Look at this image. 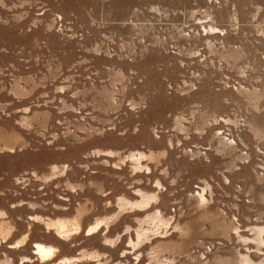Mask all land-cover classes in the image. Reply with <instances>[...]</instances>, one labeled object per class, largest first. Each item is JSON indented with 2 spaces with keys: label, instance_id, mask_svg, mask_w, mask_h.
Returning a JSON list of instances; mask_svg holds the SVG:
<instances>
[{
  "label": "rangeland",
  "instance_id": "rangeland-1",
  "mask_svg": "<svg viewBox=\"0 0 264 264\" xmlns=\"http://www.w3.org/2000/svg\"><path fill=\"white\" fill-rule=\"evenodd\" d=\"M51 242L264 264V0H0V264Z\"/></svg>",
  "mask_w": 264,
  "mask_h": 264
},
{
  "label": "bare ground",
  "instance_id": "bare-ground-1",
  "mask_svg": "<svg viewBox=\"0 0 264 264\" xmlns=\"http://www.w3.org/2000/svg\"><path fill=\"white\" fill-rule=\"evenodd\" d=\"M155 198H156V193L151 194V195H143V197L141 198V200L138 201V202H136V206L138 205V206L144 207V206L148 205L150 203V201L153 200V199H155ZM126 204H129V203L126 202ZM84 212H85V209L82 208V207H80L77 210L76 215L72 219H68V218L61 217V218H58L57 220H55L54 222L47 223V225L49 224V225H52L54 227L55 232H56V234L58 235L59 238H61V239H68L74 233H77L78 231H80L82 229V227L84 226V220H83V218H84V216H83ZM156 214H158V211L153 216L154 217V220L162 221L161 217H158V215H156ZM31 220H34V218L31 219ZM104 222H106V220ZM49 225H48L47 228H49ZM98 225H99V222L96 223V225H93L91 227H88L85 230V233L88 235L90 231H93V230L97 229L98 228ZM142 235H143L142 231L141 230L138 231V236L141 237ZM26 237L27 236H25L18 243L25 241L26 240ZM61 244L62 243H59V242L58 243L51 242L49 244L38 243L37 246H36V250H37L38 255L40 256V261L43 263V262H47V261L49 262V260H50V262H52V263L54 262L56 264H58V263L61 264V263L70 261L71 259H67L65 257L58 256L57 252L61 248ZM2 264H14V263L5 261Z\"/></svg>",
  "mask_w": 264,
  "mask_h": 264
}]
</instances>
